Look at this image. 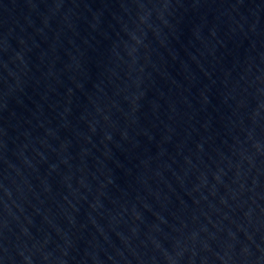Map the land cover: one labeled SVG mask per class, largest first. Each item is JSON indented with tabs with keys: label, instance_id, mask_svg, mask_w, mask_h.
Instances as JSON below:
<instances>
[{
	"label": "water",
	"instance_id": "95a60500",
	"mask_svg": "<svg viewBox=\"0 0 264 264\" xmlns=\"http://www.w3.org/2000/svg\"><path fill=\"white\" fill-rule=\"evenodd\" d=\"M0 264H264L257 0H0Z\"/></svg>",
	"mask_w": 264,
	"mask_h": 264
}]
</instances>
